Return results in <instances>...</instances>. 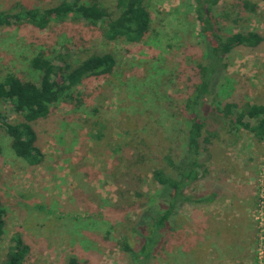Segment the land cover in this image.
Listing matches in <instances>:
<instances>
[{
  "label": "rangeland",
  "instance_id": "1",
  "mask_svg": "<svg viewBox=\"0 0 264 264\" xmlns=\"http://www.w3.org/2000/svg\"><path fill=\"white\" fill-rule=\"evenodd\" d=\"M59 1L0 0V11L50 8ZM114 1L99 3L112 10ZM222 1L228 16L219 22L221 32L256 31L264 40V0H251L253 13L242 10L239 0ZM144 5L149 31L137 44L106 41L83 21L50 22L43 30L0 28V81L10 73L38 84L40 73L30 65L38 54L59 66L94 54L115 61L110 74L85 79L71 99L32 125L39 165L15 157L0 127V263L17 236L28 246L22 264H66L68 257L85 264H138L121 242L133 251L143 243L146 232L135 222L159 190L152 171L168 170L165 156L182 149V105L197 82L191 67L203 54L193 0ZM224 62L218 100L233 95L264 105V41L258 50L234 49ZM1 109L18 121L9 105ZM204 129L212 134L199 157L206 174L185 189L190 201L161 231L148 264H264V141L213 107ZM201 196L207 200L197 201Z\"/></svg>",
  "mask_w": 264,
  "mask_h": 264
},
{
  "label": "trees",
  "instance_id": "2",
  "mask_svg": "<svg viewBox=\"0 0 264 264\" xmlns=\"http://www.w3.org/2000/svg\"><path fill=\"white\" fill-rule=\"evenodd\" d=\"M222 0H193V13L199 25V39L203 46L202 61L191 67L197 77L192 90L184 99L182 114L186 127L180 152L165 156L168 170L162 167L152 171V180L159 190L150 198V204L136 220L137 229L145 231L143 243L138 251L121 242L122 249L138 264H148L157 237L190 197L185 189L194 184L201 174H206L199 157L210 142L212 134L204 129L206 114L215 109L217 113L245 128L257 141H264V105L242 103L233 95L224 102L219 101L218 87L225 74V59L234 49L258 50L263 37L256 31L221 32L219 22L227 19L222 13ZM242 10L253 13L256 5L251 0H239ZM218 12V13H217ZM83 21L96 28L104 40H123L126 43H140L149 31L150 17L144 0H115L112 10L102 6L99 0H60L50 8H19L17 12L0 11V28L25 24L43 30L50 22ZM62 60L61 56H58ZM31 67L40 73L38 84L23 81L14 74H6L0 81V127L10 138V148L15 157L28 166H37L42 161L39 149L34 145L36 136L32 125L49 117L50 108L61 100L73 97V88L85 79H100L110 74L115 65L109 54L91 55L75 66L54 64L40 54L30 61ZM10 106L18 121H9L2 112V105ZM211 106V107H210ZM190 119V120H188ZM253 120L250 125L249 121ZM0 146V154H1ZM211 193L208 199H212ZM207 198L200 197L203 202ZM4 209L0 201V238L4 234ZM28 246L19 237L11 238L5 257L0 264H22ZM66 264H85L74 257H68Z\"/></svg>",
  "mask_w": 264,
  "mask_h": 264
}]
</instances>
